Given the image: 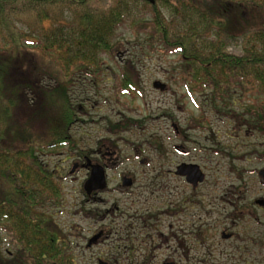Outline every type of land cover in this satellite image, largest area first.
<instances>
[{
    "label": "trees",
    "instance_id": "obj_1",
    "mask_svg": "<svg viewBox=\"0 0 264 264\" xmlns=\"http://www.w3.org/2000/svg\"><path fill=\"white\" fill-rule=\"evenodd\" d=\"M124 26L149 48L178 55L179 80L213 112L264 132V0H0V264H78L53 214L62 205L61 174L45 159L78 149L72 127L82 107L73 88L80 76L99 79L102 55ZM30 50L40 54L50 85L32 67ZM122 82V94H140L128 72ZM20 110L27 114L17 121ZM135 123L111 122L110 130ZM206 124L202 114L194 126ZM232 209V222L251 211L238 200Z\"/></svg>",
    "mask_w": 264,
    "mask_h": 264
},
{
    "label": "rangeland",
    "instance_id": "obj_2",
    "mask_svg": "<svg viewBox=\"0 0 264 264\" xmlns=\"http://www.w3.org/2000/svg\"><path fill=\"white\" fill-rule=\"evenodd\" d=\"M142 39L129 26L122 27L111 53L102 55L99 79L80 76L76 81L75 105L82 110L72 134L78 149L66 147L45 159L61 174L62 205L53 211L58 228L68 236L78 264H264V207L257 204L264 200V132L241 129L231 115L213 112L202 94H190L179 80V56L151 49ZM26 52L44 84L50 85L40 54ZM123 72L140 94L121 93ZM157 81L166 91L153 88ZM20 112L17 121L27 114ZM202 114L209 124L198 129L195 121ZM124 120L138 123L126 132L110 130L111 122ZM102 146L116 152L118 165L108 173L109 190L93 202L83 190L89 171L71 172L85 162L81 150L91 157ZM162 160L171 166L162 167ZM181 163L196 164L206 174L194 192L188 222L184 215L158 216L161 185L169 187L168 193L185 186L182 179L163 172L175 171ZM121 175L134 179L135 186L118 189ZM184 190L176 192L187 194ZM237 200L251 208L242 222L231 218ZM151 214H157L155 220L144 221ZM101 231L107 237L87 249ZM224 232L232 238L224 240ZM3 248L12 249L8 240Z\"/></svg>",
    "mask_w": 264,
    "mask_h": 264
},
{
    "label": "flooded vegetation",
    "instance_id": "obj_3",
    "mask_svg": "<svg viewBox=\"0 0 264 264\" xmlns=\"http://www.w3.org/2000/svg\"><path fill=\"white\" fill-rule=\"evenodd\" d=\"M175 129L178 132V129L177 128H175ZM93 156H95V157H93ZM115 156H116V152L111 151L110 148H106L105 146H102L96 152H94L91 157L85 156V158H84L85 162L75 164V165H77V168L75 169V171L77 169L78 170L79 169H85V170L89 171V174H90L91 168L90 167L87 168V162H86V158H90L93 165H99V166H102L104 168L105 174H106V181H107L109 171L112 170V167H114L115 165H118V163H116V161H115ZM145 163H146V160L141 161V164H145ZM162 163L164 164V165H162V167H165L167 165L171 166V164H169L168 161H166V160L165 161L162 160ZM193 165H196V164L181 163V164L175 165V171L168 169V171L163 172L164 174L168 175L169 177L180 178L183 181H185L184 182L185 186L184 185H183V187L179 186L178 188L183 189L185 187L186 190H184V191H186L187 194H182V192L181 193L176 192L178 189L177 187H175V188L172 187L170 190V193H168L169 187L165 186L163 183L161 185L162 196L160 197L161 207L159 210L160 214H158L159 217L170 216L171 218H173V217H177L180 215H184V217H187V222H188V220H189L188 216L190 214L189 212H191V210H193V206H194V201H193L194 192L196 189L199 188V186L204 184V182L206 181V174L203 172V170L198 165H196V166H198L200 168V170L202 171V173L204 174V181L201 184H198V185L191 184L187 181V176L179 174V168L180 167H182V166H193ZM161 177H162V175H160V178ZM125 179L129 180V178L126 175H121V179H120L121 185L118 189H125V190L126 189H132V187L135 186L134 179H131L132 180L131 186L126 187L124 185ZM188 189L190 190V193H188V191H187ZM108 190H109V187H108V182H107V188L104 191L94 192L91 195V197H89V199L93 202H97L99 195L104 194ZM123 191L124 190H122V192ZM100 233H102V237L94 246H96L99 242H102L104 237H107L105 234L106 233L105 231H101ZM224 233H226V232H224ZM223 234H222V237H223ZM230 236L232 238V235H230Z\"/></svg>",
    "mask_w": 264,
    "mask_h": 264
},
{
    "label": "water",
    "instance_id": "obj_4",
    "mask_svg": "<svg viewBox=\"0 0 264 264\" xmlns=\"http://www.w3.org/2000/svg\"><path fill=\"white\" fill-rule=\"evenodd\" d=\"M153 88L159 91H165L166 85L157 81L153 84ZM87 168H91V173L89 179L86 181L84 185V191L88 196H91L94 192L104 191L107 188L106 174L105 170L102 166L93 165L89 158H86ZM77 165H74L72 173L75 172ZM179 174L187 176V181L191 184L198 185L203 183L204 174L200 170V168L196 165L193 166H182L179 168ZM260 175L264 177V171L260 172ZM132 180L125 179L124 185L126 187L131 186ZM257 204L260 207H264V200L258 201ZM102 237V233H99L92 237L88 243V247H92L95 245ZM224 240H228L231 238L230 235L223 234L222 237ZM100 264H103L102 262ZM166 264H175V263H166Z\"/></svg>",
    "mask_w": 264,
    "mask_h": 264
}]
</instances>
